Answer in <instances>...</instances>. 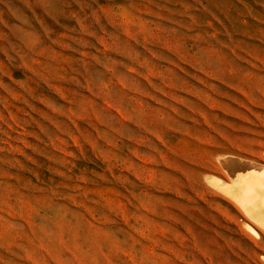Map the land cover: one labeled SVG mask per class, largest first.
<instances>
[{
    "label": "rangeland",
    "instance_id": "1",
    "mask_svg": "<svg viewBox=\"0 0 264 264\" xmlns=\"http://www.w3.org/2000/svg\"><path fill=\"white\" fill-rule=\"evenodd\" d=\"M226 159L264 168V0H0V264H264Z\"/></svg>",
    "mask_w": 264,
    "mask_h": 264
},
{
    "label": "bare ground",
    "instance_id": "2",
    "mask_svg": "<svg viewBox=\"0 0 264 264\" xmlns=\"http://www.w3.org/2000/svg\"><path fill=\"white\" fill-rule=\"evenodd\" d=\"M223 171L229 174L231 183L212 180L213 184L239 203V207L252 222L264 226V192L258 184L264 183V168L251 164H239L233 160H223ZM256 186V188H255ZM264 187V186H262ZM221 191V192H222ZM264 229V228H263Z\"/></svg>",
    "mask_w": 264,
    "mask_h": 264
}]
</instances>
